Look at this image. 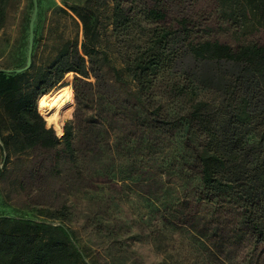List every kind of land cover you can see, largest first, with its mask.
<instances>
[{
	"label": "trees",
	"instance_id": "16d2710c",
	"mask_svg": "<svg viewBox=\"0 0 264 264\" xmlns=\"http://www.w3.org/2000/svg\"><path fill=\"white\" fill-rule=\"evenodd\" d=\"M9 2L0 0V31ZM208 2L236 30L250 29V14L264 26V0H63L58 9L76 32L39 63L38 0L31 65L27 54L16 68L0 70L4 167L40 155V168L52 179L82 171L100 152V164L115 172L124 159L134 166L142 150L181 127L183 137L197 144L191 156L196 203L221 210L233 204L237 229L264 246V45L205 38ZM167 74L187 82L181 93L188 107L180 117H170L155 98V86ZM74 99V117L59 137ZM40 211L44 218L0 215L24 229H0V264H89L64 223L66 208Z\"/></svg>",
	"mask_w": 264,
	"mask_h": 264
},
{
	"label": "rangeland",
	"instance_id": "374dc122",
	"mask_svg": "<svg viewBox=\"0 0 264 264\" xmlns=\"http://www.w3.org/2000/svg\"><path fill=\"white\" fill-rule=\"evenodd\" d=\"M58 6L64 7L63 0H42L36 51L39 63L51 59L76 32L73 20ZM203 6L204 12L210 13L204 24L208 31L202 29L205 38L232 46L246 42L264 45V26L251 14L247 22L250 29L236 30L211 3ZM33 12V0H10L0 31V70L14 69L29 56L27 25ZM37 20L38 14L35 24ZM111 53L114 56V51ZM186 86L184 78L169 74L155 86V98L170 117L186 113L188 105L181 93ZM60 87L61 83L49 93ZM210 95L203 97L212 99ZM75 109L74 99L70 115L63 120V132L57 136H63ZM109 130L114 138L115 132L111 127ZM183 130L180 127L163 134L158 143L136 155L134 166L124 159L121 168L110 172L100 164L103 154L98 152L92 157L94 163L82 171H65L52 179L40 168V155L32 162H11L6 169L0 143V215L44 218L40 210L65 207L64 223L73 229L89 264H264V246H255L237 229L239 215L233 204L221 210L218 204L196 203L198 172L191 156L197 144L195 139L183 137ZM37 171L40 173L32 176ZM0 229L24 230L16 220L2 217Z\"/></svg>",
	"mask_w": 264,
	"mask_h": 264
},
{
	"label": "water",
	"instance_id": "95a60500",
	"mask_svg": "<svg viewBox=\"0 0 264 264\" xmlns=\"http://www.w3.org/2000/svg\"><path fill=\"white\" fill-rule=\"evenodd\" d=\"M33 2H34V12L31 18V22H30V45H29V56H28L27 67H29L32 62V51H33V44H34V25H35V21H36L38 9H39L38 0H33ZM18 71H21V70L19 69Z\"/></svg>",
	"mask_w": 264,
	"mask_h": 264
}]
</instances>
